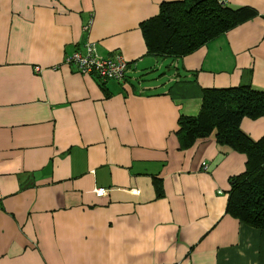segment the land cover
<instances>
[{"label": "crops", "instance_id": "obj_1", "mask_svg": "<svg viewBox=\"0 0 264 264\" xmlns=\"http://www.w3.org/2000/svg\"><path fill=\"white\" fill-rule=\"evenodd\" d=\"M171 1L0 0V264H264V232L225 214L244 156L174 135L203 90L264 91V0H219L254 15L149 55L139 23ZM86 43L128 63L122 82L63 64Z\"/></svg>", "mask_w": 264, "mask_h": 264}, {"label": "trees", "instance_id": "obj_2", "mask_svg": "<svg viewBox=\"0 0 264 264\" xmlns=\"http://www.w3.org/2000/svg\"><path fill=\"white\" fill-rule=\"evenodd\" d=\"M253 15L252 9H231L219 0L162 2L139 30L147 54L178 58ZM243 118L264 119V91L249 85L206 89L198 113L179 117L174 135L182 149L212 137L216 145L244 156V170L228 182L225 214L264 232V136L252 141L242 133Z\"/></svg>", "mask_w": 264, "mask_h": 264}, {"label": "built area", "instance_id": "obj_3", "mask_svg": "<svg viewBox=\"0 0 264 264\" xmlns=\"http://www.w3.org/2000/svg\"><path fill=\"white\" fill-rule=\"evenodd\" d=\"M87 27L85 25L82 29L85 31ZM63 64L72 68L78 74H91L101 81L111 80L118 83L123 81L128 67V63L118 54L110 58L98 56L95 52L94 43H86L83 46V51H74L65 56Z\"/></svg>", "mask_w": 264, "mask_h": 264}]
</instances>
